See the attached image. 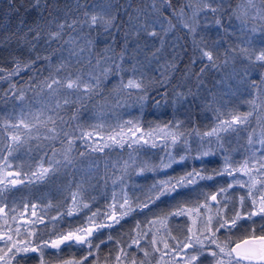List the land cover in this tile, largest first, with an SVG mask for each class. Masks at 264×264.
<instances>
[{
    "label": "trees",
    "instance_id": "obj_1",
    "mask_svg": "<svg viewBox=\"0 0 264 264\" xmlns=\"http://www.w3.org/2000/svg\"><path fill=\"white\" fill-rule=\"evenodd\" d=\"M93 15L98 18L96 24L91 23ZM61 23L66 26L60 38L49 42V33ZM146 24L147 31L157 32L156 37L141 30ZM37 32L39 40L34 39ZM241 49L249 53L264 50V0H255L254 8L247 0H0V126L16 123L21 114L31 121L43 113L45 118L52 115L56 119L58 133L55 139H45L41 129L40 139L33 133L13 153V168L25 181L16 187H0V206L8 210L43 207L46 221L28 236L34 246H43L84 224L92 210L104 220L113 210L109 206L115 203L120 210L126 198L130 203L120 214V222L93 235V243L100 246L86 264H132L133 260L153 264L159 253L150 235L143 234L148 222L166 220L167 237L186 241L191 233L189 217L168 214L200 206L212 194L224 197L225 217L236 212L242 217L231 231L218 232L217 239L232 247L250 237L253 229L256 235L264 234V218L246 215L253 210L251 200L246 199L243 206L240 203L248 189L233 181V176L243 181L248 176L222 171L226 157L230 166L245 161L259 166L256 162L264 160V148L258 143L264 132V111L260 107L253 111L252 103L264 105V62L249 61ZM203 52H212L211 63ZM17 64L19 70L9 76ZM116 65L123 70L117 71ZM102 69L111 71L105 76ZM57 72L59 78L71 72L82 76L85 83L90 76L100 83L87 94L83 89H61L53 96L46 81ZM129 79L143 80L142 89L123 87ZM65 99L69 101L66 105ZM57 102L60 108L54 107ZM232 113L252 115L246 125L221 132L219 140L203 135ZM163 130L168 132L160 138L144 137L149 131ZM82 133H91V138ZM94 133L100 137L93 138ZM169 133L182 135L173 143ZM117 134L120 143L109 139ZM250 134L257 143L249 145ZM6 135L0 132V148L7 143ZM68 139L73 141L71 146ZM98 146L103 151L94 150ZM202 151L211 154L201 156ZM53 152L56 160L67 152L71 163H62L42 180L30 181L28 174L41 163L49 167L45 161ZM192 172L211 179L194 177L195 183L160 195L161 182L171 181L165 185L171 188ZM253 175L262 179L254 170ZM220 189L227 191L221 194ZM73 196L80 208L67 216ZM149 199L152 203L143 207ZM137 238L139 247L132 244ZM84 252L83 247L71 248L50 256L44 247L39 258L57 261L79 258ZM33 255L19 253L12 261L34 264Z\"/></svg>",
    "mask_w": 264,
    "mask_h": 264
},
{
    "label": "snow or ice",
    "instance_id": "obj_2",
    "mask_svg": "<svg viewBox=\"0 0 264 264\" xmlns=\"http://www.w3.org/2000/svg\"><path fill=\"white\" fill-rule=\"evenodd\" d=\"M247 3L251 7H255V0H247ZM212 11H216V9H212ZM258 14L259 10H257ZM91 23L96 24L97 23V16L93 15L90 17ZM153 24L156 23V21L152 22ZM219 23V21H217ZM66 25L64 23H61L58 25V30L55 32H51L48 35L49 42L58 40L61 35V30ZM68 27H71L72 25H67ZM148 25L142 26L143 31L147 32V35L150 37H156L157 32L155 30L147 31ZM255 31V29H253ZM41 38V34L39 32L36 33V36L34 37L35 40H39ZM241 52L247 57L249 61H251L253 58L258 62H264V50H261L259 53H249L247 49H241ZM203 56H206L211 63L213 61V54L212 52H203ZM19 64L16 65V67L13 69V72L9 73V76L16 74V72L19 70ZM25 67H30V65H25ZM115 69L117 71L123 70L119 65L115 66ZM103 75H108L111 69H102L101 70ZM135 71V69H133ZM201 71H204L202 69ZM100 80L89 77V83H85L82 76L74 74V73H68L67 77L65 78H59V72H57V76L52 77L50 82L46 81V87L49 90L50 93L55 96L56 93H58L61 89L65 91H80L83 89V91L87 94L90 92H93L96 87L99 86ZM123 87L127 88H137L142 89L143 87V80L136 81L133 79H129L127 85H122ZM22 98V97H21ZM63 103L66 105L69 103L67 99L63 101ZM253 103V111L256 110L257 107H260L261 111H264V105H257L255 101ZM55 108H60L61 104L57 102L54 105ZM49 111H52V109H49ZM252 113L247 114H230L231 118L228 120H221L215 127H213L210 131L204 133V136L212 137L216 136L217 140L220 139L219 134L221 132H227L230 130H236L237 126L239 125H246L249 121L250 116ZM48 124H51L52 127H48ZM41 129H43V132L45 134V139H55L57 137V124L56 119L52 115L47 116L46 118L43 116V113L35 116L33 120L29 121L26 120L21 114V117L18 119L16 123H5L4 125L0 126V132H7V135L4 137V140L7 141V143L4 145L3 148H0V171L11 169L13 167L11 161L15 159L13 156V153L19 149L22 145L28 143L29 140L33 138V133L36 134V139H40ZM67 135V134H65ZM82 136H89L91 138V133H82ZM135 135V133H133ZM168 135H171V140L173 143L176 142L179 135L182 134H176V133H169ZM119 134L110 136L109 139L112 140L114 143H120V140L117 138ZM141 137L140 139H142ZM68 144L71 146L73 144V141L71 139H68ZM138 141L133 140L132 143H137ZM98 144V142H96ZM248 143L249 145H253L257 143V141H254L253 135H249L248 137ZM258 143L260 144L261 148H264V132H261L260 138L258 140ZM122 146V145H121ZM94 150L103 151V147H97ZM259 151V149H257ZM210 151H202L200 153L201 156H207L210 155ZM57 155L56 152H53V156L51 158H48L45 162L49 165V167H44L43 163H41L36 171H32L28 174L29 180H42L44 177L51 171H56L57 168H59L62 163H71V160L69 159L67 152L64 154L62 160H56L55 156ZM264 155V154H262ZM255 156V152H253V157ZM184 157H181V160H183ZM259 164V167H256L255 163L253 164V167H249V161H245L243 165L239 169L232 168L230 166V161L226 157L225 158V167L222 170L223 172H226L229 176H232L233 173L237 172H243L244 175H247L249 180L243 181L237 179L235 176H233L234 183L240 184L242 187H246L248 189L246 196H241L240 203L243 206L246 199L251 200V207L252 211L246 213L249 219L253 216H260L264 218V160L256 162ZM170 166V165H165ZM255 169V172L260 174L262 179L257 180L256 177L253 175V170ZM7 177H20L22 173L20 171H7L6 172ZM194 177H199L200 179H211V177H203L200 176L199 173L192 172L188 173L185 177L180 178L176 181L175 185H172L171 188L165 187V185H171V181H165L161 182L159 187L162 189L160 192V195H165L169 192H174L177 187H183L185 183L192 184L195 183ZM23 180L20 179H9L7 181V184H5L4 180H0V187H3L5 189L9 187H14L18 183H23ZM250 182V183H249ZM257 184L260 185V187L257 189V191L254 193L253 189H256ZM156 186H154L155 188ZM229 188H232L233 185L229 184ZM227 191V189H220V193ZM258 193V195H257ZM159 199V196L156 197ZM207 199H210L211 201L217 202L219 204L220 202L217 200V194H212ZM73 202L76 203V197L73 196ZM149 203H152V200L149 199L147 203L143 205V207L147 208ZM128 204V200L125 198L123 204H120L119 207L123 209L125 205ZM35 205H32V208L35 209ZM84 208H87L88 205H83ZM111 209H115V205L109 206ZM200 207L211 210V205L207 202ZM224 207H227V203H225ZM80 205L77 204L76 211H79ZM73 209L66 210L67 216L73 215ZM185 209L180 208L175 213H169L168 215L171 216H182L185 214ZM198 214L203 215L199 212V208L195 210ZM223 212L222 208H217L215 216L218 217L215 221V224H213L214 217L209 215L206 216L203 219L202 228L198 231L200 232V235H192L189 237H186L187 242H178L176 245L172 246L170 251H165L164 256H180L181 260L177 261V264H181V261H183V264H199V256H203L205 254V251L208 252V254L215 259V264H224V258L227 257L228 264H264V234L256 235L255 229L252 230V234L250 237L244 239L240 243H235L234 246L228 247L227 244L224 246H221L217 242L216 234L220 232L222 229H227L231 231L232 228L236 227L237 221L240 220L241 213L236 212L235 216L233 217H225L224 215H221ZM0 214H6L5 209L3 207H0ZM32 215L35 216L36 212L33 211ZM97 215H101V213L94 212L92 215L88 218L87 226H82L79 228H76L73 231H68L67 233H60L58 234L57 239L44 242V247H47L48 244H51L52 248H60L61 245L65 246H71L73 244L77 245H89V255H92L91 248L93 247L91 245V237L93 236V233L95 231H98L100 228L104 227H112L113 224H118L120 222V217L117 216L116 211L113 210L107 215V220L111 221V223L106 224H96L95 226H92V221H94L95 217ZM39 222H43L42 217L37 218ZM55 219V218H53ZM161 223L163 221H160ZM150 225H154L156 221H149ZM139 227V225L137 226ZM192 230L189 229V232ZM262 232H264V226H262ZM16 234L19 235V229H16ZM28 235H31V233H28ZM144 235H147V233H144ZM203 237V238H201ZM111 239V237H109ZM173 239H175L173 237ZM0 242H3L5 245V248L7 249L5 251L4 248H0V252L3 254L0 255V264H9L10 259L15 258L16 253L20 252H36L39 249L37 248H29L28 246H20L24 244V241H13L12 235H9L4 232H0ZM156 239L153 237L151 243L154 245L156 244ZM205 242H207L210 245H216V248L219 250L214 251L210 248H205ZM132 244L136 245L137 247L140 246V240L139 238L133 239ZM94 247H99V245H95ZM131 247V245H129ZM164 248L169 249L170 246L168 243H164ZM184 249H189L192 251H196L197 255H187V259H185L184 256H181V253L184 252ZM227 249V250H226ZM123 253V250H121ZM155 251L159 252L160 249L156 248ZM126 256L127 254L124 253ZM144 255L147 256L148 252L145 251ZM164 257L162 256L161 259ZM121 259L120 256L117 257V260L119 261ZM87 257H84L82 261H72L68 262V264H86ZM132 264H136L135 260L132 261Z\"/></svg>",
    "mask_w": 264,
    "mask_h": 264
},
{
    "label": "rangeland",
    "instance_id": "obj_3",
    "mask_svg": "<svg viewBox=\"0 0 264 264\" xmlns=\"http://www.w3.org/2000/svg\"><path fill=\"white\" fill-rule=\"evenodd\" d=\"M134 80V79H133ZM127 85V84H126ZM132 132V131H131ZM168 130H163V131H159V132H148L145 134V138H160L162 136H165L167 134ZM100 135L98 133H94L93 135V138H99ZM143 137V138H144ZM136 138H141V137H136ZM146 142V141H145ZM241 165L243 164H238V165H233L231 166L232 168H237L239 169L241 167ZM44 167L47 168V166L43 165ZM249 167H253V165H250L248 164ZM256 167H259L257 164H256ZM7 171H13L15 172L16 170H14V168L12 167L11 169H7V170H2L0 171V180H4L5 184H7V181L9 179H20V180H23L25 181V176L21 175L20 177H7L6 175V172ZM255 171V169H254ZM256 173V172H255ZM236 176L238 174V177L241 178V176L239 174H244L243 172H237V173H234ZM256 175V174H254ZM22 183H18L15 185V187L17 185H20ZM223 196H219L217 195V200L220 202L219 204H217V202L215 201H211L210 199L207 201L208 204L211 205V210H207V209H204L200 206H197V207H192V208H185V214L189 217L190 219V223H191V233L189 234V236H192V235H200V232L198 231L199 229L202 228V224H203V219L206 217V216H213L214 219H213V224L215 223L216 219L218 217L215 216V213H216V210L217 208H222L223 209V212L221 213V215H224V212H225V209H227L226 207H224V203H223ZM130 202H128L127 205H125V207L123 209H120V210H116V207L115 210L116 211V214L117 216L119 217L120 214L124 213V209L127 208V206L129 205ZM206 202H204L203 204H205ZM77 204L79 205V200L76 199V203L71 206L70 209H73V214H75L76 212V206ZM202 204V205H203ZM112 205H115V203H113ZM35 209L31 207H25V208H20V209H9L4 207L3 208L5 209V213L6 214H0V232H4V233H7L9 235H12L13 237V241H24V244L23 245H20V246H28L29 248H37L39 249L38 251L36 252H33L35 253V255H33L32 260H34V264H68V262H72V261H82L84 257H89L90 255L88 254L89 253V245L85 244V245H77V244H73L71 246H65V245H61L60 248L56 249V248H52L51 247V244L49 243L47 247H45L46 251H48V253L50 254V256H57V255H60L63 251H65L66 249H74L77 251V249H79L80 247H83L85 252L83 253V256H79V258H74V257H68L67 259H64V260H54V261H48L46 260L45 258L42 260L39 258V254H42L43 252V249H44V245H39V246H34L32 244V242H29L28 241V233H34L35 232V229L36 227L38 226L39 227V224H41V222L38 221V217H42L43 219V222L44 223L46 221V211L43 207L41 206H38L35 205ZM2 207V206H0ZM88 208V207H87ZM199 208V212L202 213L203 215H200L198 214L195 210ZM86 209V208H85ZM112 210V211H113ZM35 211L36 212V215L33 216L32 215V212ZM94 212H98L97 210H92L90 211L87 215H86V220H85V223L82 224L81 226H76L74 228H70L68 231H73L75 230L76 228H79V227H82V226H87V222H88V218L92 215V213ZM98 215L95 217L94 221H92V226H95L96 224H106V223H111V221L107 220V217L104 218V220L100 221L98 219ZM156 223L154 225H149L147 226V228H144V231L147 233V235H150V238L149 241H152L153 237H155L156 239V244H154L155 248H159L160 251L158 252L159 255H158V258L157 260L153 263V264H177V261H180L181 260V257L180 256H174V255H170V256H164V253L165 251H170L171 247L176 245V244H172L171 242H180V241H175V239H171V238H168L167 237V232H166V226H165V222L166 220H163L161 218L159 219H156L155 220ZM160 221H163L162 223ZM16 229H19V235L16 234ZM102 228H100L98 231H100ZM67 231V232H68ZM98 231H95L93 233V235H95ZM66 232V233H67ZM143 233V232H142ZM144 234V233H143ZM141 235V238H144V235ZM146 235V236H147ZM188 236V237H189ZM58 237V236H57ZM57 237L55 238H52L49 240V242L51 240H55L57 239ZM93 237L92 236L90 239H91V245L93 246L91 248V251L92 253L93 252H96L97 251V247H94L95 244L93 243ZM203 238V237H201ZM168 243V245L170 246L169 249H165L164 248V243ZM183 242H187V241H183ZM217 242L221 245V246H224L226 243L223 242V240L221 239H217ZM98 245L100 246V243H98ZM229 247V246H228ZM0 248H4L5 251L7 250L5 248V245L3 244V242H0ZM205 248L208 249L210 248L211 250H214V251H219L217 248H216V245H210L208 244L207 242H205ZM227 250V249H226ZM32 252V251H30ZM81 252V251H80ZM20 253H25V252H20ZM27 253V252H26ZM25 253V254H26ZM46 253V252H45ZM3 253L0 252V255H2ZM19 253H16L15 256H17ZM197 255V252L196 251H192V250H189V249H184V252L181 253V256H184L185 259H187V255ZM205 254H208L207 251H205ZM204 254V255H205ZM203 255V256H204ZM164 257L163 259H161V257ZM203 256H199L198 259L200 261V259L203 257ZM209 257V258H208ZM208 257L205 259V261L202 263V264H206V262L212 258L210 264H215V259L213 257H211L209 254H208ZM13 259H10L9 261V264H14V262L12 261ZM181 264H183V261H181ZM224 264H228V259L227 257L224 258Z\"/></svg>",
    "mask_w": 264,
    "mask_h": 264
},
{
    "label": "water",
    "instance_id": "obj_4",
    "mask_svg": "<svg viewBox=\"0 0 264 264\" xmlns=\"http://www.w3.org/2000/svg\"><path fill=\"white\" fill-rule=\"evenodd\" d=\"M246 238H248V237H246ZM246 238H244V239H246ZM244 239L239 240V241H237L236 243H240V242H242Z\"/></svg>",
    "mask_w": 264,
    "mask_h": 264
},
{
    "label": "flooded vegetation",
    "instance_id": "obj_5",
    "mask_svg": "<svg viewBox=\"0 0 264 264\" xmlns=\"http://www.w3.org/2000/svg\"><path fill=\"white\" fill-rule=\"evenodd\" d=\"M27 253H29V252H27ZM27 253H26V254H27Z\"/></svg>",
    "mask_w": 264,
    "mask_h": 264
}]
</instances>
